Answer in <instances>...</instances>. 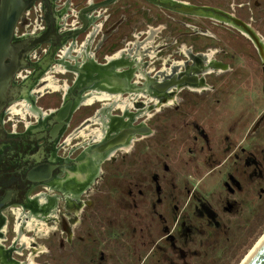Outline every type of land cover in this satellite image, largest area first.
<instances>
[{
    "label": "flooded vegetation",
    "instance_id": "af4514ba",
    "mask_svg": "<svg viewBox=\"0 0 264 264\" xmlns=\"http://www.w3.org/2000/svg\"><path fill=\"white\" fill-rule=\"evenodd\" d=\"M106 1L23 0L10 55L0 62V264H71L72 257L90 264L93 218H103L106 203L94 196L102 178L140 174L139 156L153 164L144 149L163 132L157 121H177L190 97H216L221 79L239 72L237 61L254 58L250 49L261 60L246 30L218 14L184 15L166 5L223 12L264 40L256 15L264 0ZM49 74L64 88L43 93ZM201 84L209 88L192 89ZM103 94L110 96L87 103ZM122 134L125 142L94 153ZM163 145L176 160L168 155L172 140ZM195 164L201 168L191 178L201 184L204 163ZM174 166L184 168L178 160ZM37 220L56 229L42 237Z\"/></svg>",
    "mask_w": 264,
    "mask_h": 264
},
{
    "label": "rangeland",
    "instance_id": "374dc122",
    "mask_svg": "<svg viewBox=\"0 0 264 264\" xmlns=\"http://www.w3.org/2000/svg\"><path fill=\"white\" fill-rule=\"evenodd\" d=\"M256 15L264 24V4ZM250 52L254 58L237 61L248 81L232 106L226 92L214 97L208 91L190 97L177 121H157L156 131L163 132L145 140L150 147L144 149L153 164H143L144 155L137 167L145 173L150 165L159 172L156 180L133 171L129 180L119 177L116 183L102 178L94 196L106 203L103 218H93L90 264H244L256 253L264 241V71L255 50ZM171 140L168 155L176 160L161 152ZM177 160L183 169L174 166ZM195 163H204L205 172L216 168L205 186L212 187L209 192L186 177L201 168ZM165 165L173 170H164ZM153 183L159 185L156 195L148 187ZM48 226L52 229L40 236L56 229ZM74 259L69 263H77Z\"/></svg>",
    "mask_w": 264,
    "mask_h": 264
},
{
    "label": "water",
    "instance_id": "95a60500",
    "mask_svg": "<svg viewBox=\"0 0 264 264\" xmlns=\"http://www.w3.org/2000/svg\"><path fill=\"white\" fill-rule=\"evenodd\" d=\"M114 0L106 1L104 4L111 3ZM157 4H159V1H156ZM168 9L174 10L175 12L184 14V15H192L197 17H211L215 18L217 17L216 14L219 15V17L223 20L230 21V23L237 25L238 27L246 30L254 40L256 47L259 50L262 65L264 66V40H262L258 33L247 26L244 22L241 20L229 16L223 12H217L216 10H204L202 8L193 7V6H185L182 4L177 5H166ZM25 9V4L23 3V0H1V6H0V62L3 63L5 58H7L10 55L11 51V39L13 37L16 25ZM221 66L223 69H227L226 66ZM70 105L69 103L62 111L64 112V116H68L70 113ZM150 129L145 127L144 133H149ZM125 135H119L109 141L107 144L101 146L99 149H96L98 152H104L107 149L111 148L112 146H115L119 143L125 142ZM248 264H264V245L261 247V249L256 253V255L252 258V260Z\"/></svg>",
    "mask_w": 264,
    "mask_h": 264
},
{
    "label": "trees",
    "instance_id": "16d2710c",
    "mask_svg": "<svg viewBox=\"0 0 264 264\" xmlns=\"http://www.w3.org/2000/svg\"><path fill=\"white\" fill-rule=\"evenodd\" d=\"M239 72L236 75L232 76V77L226 78L225 80L221 79V81H220V92L222 94L224 92H226L227 94H229V96H231V99H230L231 106H232V102H233V99L235 97V94H237L239 92V90L241 89V87L244 86L245 82L248 81L247 78L245 80L244 74L241 75ZM257 93H259V92H257ZM260 104L263 105L264 103H260ZM164 126H168V125H164ZM239 141H242V139L239 140ZM166 147H169V146L168 145H166V146L163 145L162 148H164V150L162 149L161 152L165 153ZM132 167H133V165H132ZM146 170H148V169H146ZM133 172L135 173V170ZM133 172H132V170H130V171L129 170H124V174H125L124 177H126V179L129 180L130 177H131V175L133 174ZM141 173H142V178L143 179L145 178V180H147V181H150L151 180L150 179V175H152L153 172L145 171V173H144V170L142 169L141 172H140V174ZM188 173H189V175H187V176H190V177L194 174V172H188ZM207 173H208V171L207 172H205V171L197 172V174H199L197 176V178L202 180L199 188H203V190L205 192H209L210 190H212V187L211 188H206L205 187L206 184H207V182H209V180L213 176V175H210V174L208 176H206ZM155 174L158 176L159 175V172H156ZM148 178H149V180H148ZM218 181L219 180L216 179L215 183L218 182ZM153 184L154 185L148 184V186L151 187V188H153V191L155 192V195H156L157 194L156 193V190L159 192V190H158L159 189V187H158L159 185L156 186V183H153ZM216 187H218V186H215V188ZM195 218H198V213H197V216ZM195 218H193V219H195ZM245 222H247V219H245ZM236 237H239V236H236ZM238 241H239V239H238ZM150 250L151 249H149V251Z\"/></svg>",
    "mask_w": 264,
    "mask_h": 264
},
{
    "label": "bare ground",
    "instance_id": "6f19581e",
    "mask_svg": "<svg viewBox=\"0 0 264 264\" xmlns=\"http://www.w3.org/2000/svg\"><path fill=\"white\" fill-rule=\"evenodd\" d=\"M205 62V61H204ZM202 64V63H201ZM206 64V63H205ZM201 71H202V69H200ZM205 70V72H207V71H210L209 69H204ZM51 79L50 80V84L49 85H45L42 89H41V91H43V93L44 92H48L49 90H59V89H62V88H64V85L61 87L59 84H58V82L54 79V78H52V76H51V74H49V75H46V77H45V79ZM203 88L204 89H208V87L207 86H205L204 87V85L203 84H201V86H198V87H195V88H192L193 90H196V91H199V92H201L202 90H203ZM102 92V91H101ZM105 93H107L106 91H105ZM110 94H112V93H110ZM140 95V94H139ZM107 96H110L109 94H106V95H102V96H97V97H91V98H88L87 100V103L88 104H92V103H94V102H97L96 101V99H100V100H102V99H105V97H107ZM134 96V95H133ZM119 97V96H118ZM139 97V96H138ZM116 99H117V97H116ZM132 99V98H131ZM125 100H127L128 101V99H125ZM129 100H130V98H129ZM170 101H173V100H170ZM86 103V104H87ZM173 103V102H172ZM160 107H161V105H160ZM90 128V127H89ZM95 131V130H94ZM87 132V130L85 131V133ZM93 132V131H92ZM83 134V133H82ZM89 134V133H88ZM86 135V134H85ZM130 149V147H125V148H123L122 150H126V151H128ZM38 221V220H37ZM49 221V220H48ZM38 225V229H37V232L39 231L40 232V234H42L43 232H46V231H48V230H50V229H52L50 226H48V225H46V221L44 222H40V223H38L37 224ZM32 227L34 228V224H32ZM36 229V228H35ZM264 245V241L263 242H260V244H259V248H258V250L256 251V253L261 249V247ZM255 253V252H254ZM253 253V254H254ZM256 253L253 255H251L249 258H248V260H246V262L244 263V264H248L251 260H252V258L256 255ZM35 257V256H34Z\"/></svg>",
    "mask_w": 264,
    "mask_h": 264
}]
</instances>
